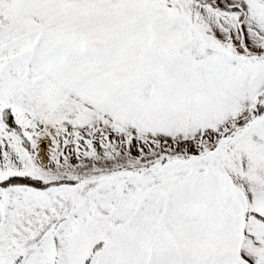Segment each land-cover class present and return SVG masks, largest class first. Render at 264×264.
<instances>
[{
	"label": "snow or ice",
	"instance_id": "6c2138e0",
	"mask_svg": "<svg viewBox=\"0 0 264 264\" xmlns=\"http://www.w3.org/2000/svg\"><path fill=\"white\" fill-rule=\"evenodd\" d=\"M0 264H264V0H0Z\"/></svg>",
	"mask_w": 264,
	"mask_h": 264
}]
</instances>
